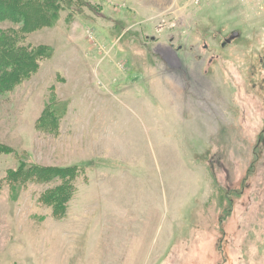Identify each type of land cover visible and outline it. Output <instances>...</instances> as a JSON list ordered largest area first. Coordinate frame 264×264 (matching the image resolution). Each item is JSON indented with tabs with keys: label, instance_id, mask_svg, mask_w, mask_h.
<instances>
[{
	"label": "rangeland",
	"instance_id": "1",
	"mask_svg": "<svg viewBox=\"0 0 264 264\" xmlns=\"http://www.w3.org/2000/svg\"><path fill=\"white\" fill-rule=\"evenodd\" d=\"M17 1L0 264H264V0Z\"/></svg>",
	"mask_w": 264,
	"mask_h": 264
},
{
	"label": "trees",
	"instance_id": "2",
	"mask_svg": "<svg viewBox=\"0 0 264 264\" xmlns=\"http://www.w3.org/2000/svg\"><path fill=\"white\" fill-rule=\"evenodd\" d=\"M8 1L13 3V0H8ZM23 2L24 1L18 0L17 5H23ZM5 12L3 14H1V12H0V19H2V18H7V19L13 18L14 15H16L15 13H13V14L7 13L6 14ZM35 53H36V51L28 53L27 56L32 58V57H34ZM26 64L28 65V69H30L32 67V61H28ZM7 65L8 64L5 63V61L3 60V57L0 55V96L6 94L7 92H10L12 90V88L15 86V84L18 82V77L25 76V73H26V71H21L20 76H16V75H18V71L13 70L15 72V75H14L11 71L8 70ZM10 75H14V76L12 78L7 79V77ZM58 197H59V199H62L61 196L56 195V198H58ZM62 201H64V199H62Z\"/></svg>",
	"mask_w": 264,
	"mask_h": 264
},
{
	"label": "water",
	"instance_id": "3",
	"mask_svg": "<svg viewBox=\"0 0 264 264\" xmlns=\"http://www.w3.org/2000/svg\"><path fill=\"white\" fill-rule=\"evenodd\" d=\"M239 36V33L238 32H234L232 33L228 39H226L225 43L223 44V46L225 44H229L231 41H233L235 38H237Z\"/></svg>",
	"mask_w": 264,
	"mask_h": 264
},
{
	"label": "built area",
	"instance_id": "4",
	"mask_svg": "<svg viewBox=\"0 0 264 264\" xmlns=\"http://www.w3.org/2000/svg\"><path fill=\"white\" fill-rule=\"evenodd\" d=\"M196 1V3H200L201 1H204V0H195Z\"/></svg>",
	"mask_w": 264,
	"mask_h": 264
}]
</instances>
